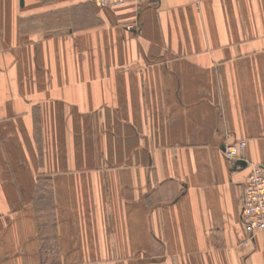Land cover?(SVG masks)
I'll return each mask as SVG.
<instances>
[{
  "label": "crops",
  "instance_id": "0c3cea01",
  "mask_svg": "<svg viewBox=\"0 0 264 264\" xmlns=\"http://www.w3.org/2000/svg\"><path fill=\"white\" fill-rule=\"evenodd\" d=\"M252 162L264 0H0V264H264Z\"/></svg>",
  "mask_w": 264,
  "mask_h": 264
},
{
  "label": "built area",
  "instance_id": "2783aa9c",
  "mask_svg": "<svg viewBox=\"0 0 264 264\" xmlns=\"http://www.w3.org/2000/svg\"><path fill=\"white\" fill-rule=\"evenodd\" d=\"M103 9H116L129 3L136 5L151 0H91ZM130 27V26H129ZM244 140L223 145V154L228 159H236L244 147ZM248 173L242 181L240 214L245 232L252 236L264 231V164L249 163Z\"/></svg>",
  "mask_w": 264,
  "mask_h": 264
},
{
  "label": "rangeland",
  "instance_id": "374dc122",
  "mask_svg": "<svg viewBox=\"0 0 264 264\" xmlns=\"http://www.w3.org/2000/svg\"><path fill=\"white\" fill-rule=\"evenodd\" d=\"M237 141H234L233 143H229V144H235ZM225 144H228V143H225ZM224 144V145H225ZM222 148H223V146H222ZM253 163V162H252ZM262 164H264V163H262Z\"/></svg>",
  "mask_w": 264,
  "mask_h": 264
}]
</instances>
